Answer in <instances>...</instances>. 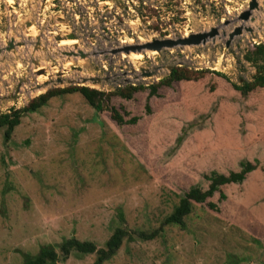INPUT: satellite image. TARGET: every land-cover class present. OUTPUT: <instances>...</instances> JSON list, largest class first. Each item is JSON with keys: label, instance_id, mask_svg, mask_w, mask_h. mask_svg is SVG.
<instances>
[{"label": "rangeland", "instance_id": "obj_1", "mask_svg": "<svg viewBox=\"0 0 264 264\" xmlns=\"http://www.w3.org/2000/svg\"><path fill=\"white\" fill-rule=\"evenodd\" d=\"M247 1L0 0V43L11 37L24 41L29 32L41 35L38 50L28 44L0 56V94L18 90L11 99L0 98V113L55 87L109 92L157 83L168 66L204 70L196 81L161 85L151 96L148 88L131 99L113 96V105L138 116L135 124L118 125L109 111H96L72 92L23 113L7 141L0 127V264H22L41 247L58 252L49 264H92L94 253L71 251L64 258L57 246L75 237L103 247L119 225L132 232L158 228L191 185L205 189V174L236 171L241 160L257 166L241 183L222 185L223 199L218 192L207 199L218 209L194 203L184 227L163 225L153 238L124 239L103 264H264V86L242 95L232 85L255 72L243 55L264 42V0H258L252 32L235 36L227 49L225 40H217L143 52L136 59L109 51L138 38H178L218 26L235 19ZM49 26L55 35L72 34L81 50L93 54L82 61L56 55ZM223 51L219 70L194 68L196 54L216 59ZM141 67L160 68L156 76L143 77ZM77 74L102 81L70 82ZM57 77L63 78L60 85L32 90Z\"/></svg>", "mask_w": 264, "mask_h": 264}, {"label": "trees", "instance_id": "obj_2", "mask_svg": "<svg viewBox=\"0 0 264 264\" xmlns=\"http://www.w3.org/2000/svg\"><path fill=\"white\" fill-rule=\"evenodd\" d=\"M143 3L144 0H136ZM243 58L246 62L253 65L255 72L251 80H243L241 83H232L233 87L242 95H247L252 90L264 86V42L255 43L252 47L247 48L244 52ZM204 70H190L181 66H175L171 69L168 75L160 79L157 83L150 85H133L128 84L124 87H118L113 91L105 92L99 89L84 85H69L66 87H56L47 90L44 93L32 98L25 106L21 108H14L8 112L0 113V127L4 128V140H9L11 134L20 123V118L23 113L36 112L43 107L48 101L58 95L79 92L87 103L96 111H109L111 119L118 125L135 124L138 120L137 115L127 116L129 113L126 110H121L111 103L113 96L124 99H131L134 94L145 88H148L149 95H154L157 92L158 86H170L175 81H196L202 76ZM222 75L221 73H217ZM224 76V75H223ZM146 110L149 106L146 105ZM257 163L249 160H241L239 162V169L229 171L227 174L212 170L209 174H205L208 181L207 187L203 189L198 184L191 185L182 195L179 196L178 202L174 204L172 210L166 214L158 228L151 231H136L132 232L126 229L125 226L119 225L115 227L111 235L105 241L103 247L98 248L95 243L87 240H79L75 237H70L63 240L58 246V251L61 257H66L71 251L81 254H95V259L92 264H103L104 261L109 260L119 249L124 239H150L162 232L163 225H177L185 226V218L192 211L194 203H207L210 209H218L217 205L212 201H207L215 192L219 194V200L225 197L221 191V186L229 183H241L249 172L254 170ZM120 216L122 217L121 213ZM58 259V252L52 247H41L38 254L27 258L22 264H49Z\"/></svg>", "mask_w": 264, "mask_h": 264}, {"label": "water", "instance_id": "obj_3", "mask_svg": "<svg viewBox=\"0 0 264 264\" xmlns=\"http://www.w3.org/2000/svg\"><path fill=\"white\" fill-rule=\"evenodd\" d=\"M260 10L261 9L259 8L258 0H248L246 8L241 10L235 19L224 20L218 26H211L208 29H204V30L197 31V32H192L190 34L183 35V36H180L178 38H170V37L151 38L150 40H145V41L142 40L139 43H133V44L128 43V44H124V45L120 44L118 47H115L109 51H111V53L127 54V56H128V54L131 52L143 54V52L149 53V51H155V53H156V52L161 51L162 49L173 50L174 48H179L180 50H183V47L204 45L208 42H215L217 40H225V48L227 49L230 45L231 40L235 36L243 34L244 31L252 32L253 29L249 24L255 23V21L258 18V15L256 14V12H259ZM261 14H263V16H264V10L261 11ZM233 21L237 22V23L229 31H226L225 29L219 30V28H223V27L229 25ZM31 25H32V23H30V22L26 23L27 27H29ZM51 31L55 32V30L51 26H49L48 32L50 33ZM30 34H31V32L24 34V35H26V39H24V41H19L15 37H11L10 39L2 41L0 43V56L4 55L5 53H10L12 51H15V49L17 47L22 49L21 47L28 45V44H31L33 46V50H35V51L38 50L40 48L41 35L36 36L34 33L32 36ZM219 34L222 37L214 40V38H216ZM53 35H54V39L57 41V43L62 39H75V37H73L72 34H68L66 37H62L61 35H55V33ZM258 43H261V42H258ZM77 46H78V42H77ZM57 47H58V49L54 50L56 55H61V56L66 57L67 61H70L72 58H75V56H76L75 59L82 61V60L86 59L89 55L93 54V53H91V51L86 52V51L81 50V48L79 46H78L79 49H77L75 51L69 50L68 52H66L65 50L60 51L61 48L58 45H57ZM74 48H75V46L72 47V49H74ZM52 51H53V49L50 48L49 51H46L44 53L49 54V53H52ZM100 51L101 52H99V54H97V55H100V53H103L102 50H100ZM223 54H224V51L221 53L220 56H216V59L211 58L208 54H206V55L203 53H201L200 55L196 54V56L192 57V59L196 61L195 62L196 65L194 68H196V69H198V68H210V69L219 70V66H220L219 60L222 58ZM226 60H229V58L226 57ZM41 67H43V65ZM159 68L160 67H152L150 69V68L141 67L140 68V75L143 77L144 76H147V77L156 76ZM167 68L170 72L173 67L168 66ZM43 69L44 68L38 69L36 71L37 74L43 73V71H44ZM81 76L82 77L80 80H71V78H73V77H71V78H69V81L70 82L71 81H78V82H81V84L89 83L91 85H97L100 81H102L99 77L93 76V75L82 74ZM107 78H109V77H106L105 80H107ZM62 82H63L62 77H57L55 80L54 79H49V80L45 79L41 82L35 83V85L32 87V90L41 91L43 89H46L50 84H56V86H57V85H60ZM84 86H86V85H84ZM96 88L98 89L99 87H96ZM17 94H18V90L16 88L15 91L10 93V94H5V95L0 94V98L1 99H11L12 95H17Z\"/></svg>", "mask_w": 264, "mask_h": 264}, {"label": "bare ground", "instance_id": "obj_4", "mask_svg": "<svg viewBox=\"0 0 264 264\" xmlns=\"http://www.w3.org/2000/svg\"><path fill=\"white\" fill-rule=\"evenodd\" d=\"M8 1H10V0H8ZM48 32V31H47ZM33 33V32H32ZM51 34H54V32L53 31H51L50 32ZM30 35H32V34H30ZM184 35H186V33L184 34ZM222 36L219 34L216 38H214V39H217V38H221ZM130 40V39H129ZM138 40H140L141 41V38L139 39L138 38ZM122 43L123 42H125V43H128L129 41H121ZM57 45L59 46V47H61L62 49H60V51H66V52H68L69 50H72V51H75V50H77V49H79L78 47H77V45H76V40L75 39H62V40H60L58 43H57ZM124 45V44H123ZM75 46V48L74 49H72V47H74ZM155 51H149V53H151V54H153ZM128 56L130 57V58H133V59H136V58H140L141 56H142V54L141 53H135V52H131V53H129L128 54ZM75 58H76V56H75ZM82 74H79V75H77L76 77H75V79H77V80H80L81 79V76ZM40 81V80H39Z\"/></svg>", "mask_w": 264, "mask_h": 264}]
</instances>
